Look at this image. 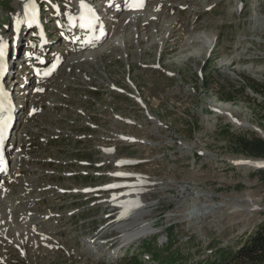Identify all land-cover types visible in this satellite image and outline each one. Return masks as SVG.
<instances>
[{"label": "rangeland", "instance_id": "1", "mask_svg": "<svg viewBox=\"0 0 264 264\" xmlns=\"http://www.w3.org/2000/svg\"><path fill=\"white\" fill-rule=\"evenodd\" d=\"M67 1L69 3V0L65 2ZM165 1L167 0H150L149 8L153 2H159L164 11ZM259 1L260 7L252 8L250 2L254 5L256 3L249 0V5L245 7L247 15L243 18H239L235 10L239 0H226L221 8L219 3L215 5L211 10L213 15L211 26L208 29L200 28L199 33H190L192 36L195 34L194 37L200 35L201 40L199 37L195 40L191 36L187 43L181 40L183 35L180 30L181 20L178 16H175V19L172 18L174 15L166 13L164 21L168 19L171 26L160 21L157 26L153 24L155 30L157 27L161 30H157L154 35L149 32L148 42L145 39L147 32L141 35V39H145L146 43L140 49L143 52L149 49L147 54L137 49L135 44L137 35L131 34L132 40L127 42V46L124 47L123 44L112 54L102 56V52H99L89 58L82 57L84 61L76 62L73 54L67 55L69 63L52 85L64 86L69 82L64 92L72 97L71 107L61 108L60 112L52 111L45 121L37 118L40 116L37 113L34 114L36 117L22 123L21 136L18 140L24 136L27 138L29 132L37 130V127H46L45 130L49 133L59 125L57 128L61 130L60 137L55 139L45 153L61 161L58 165L63 166L57 167L61 174L69 170L81 171L85 166L74 163L77 158L99 161L101 153L96 150V146L105 144V140L101 139L103 135L112 138L116 131H125L144 140L130 146L123 145L118 155L151 161L132 168L156 175L158 179L153 195L144 197L146 202H149L145 208L148 215L151 213L148 218L155 221L160 229L173 224L172 231L167 233L163 231L158 240L154 237L141 244L138 242L130 249L131 252L135 250V253L146 257L154 254L153 260H147V264H158L157 255L160 254L166 264H229L220 262L219 254L230 257L229 252L236 251L246 238V234L251 233L264 218V174L253 167L236 165L237 161H247L249 157L234 152V146L230 144L238 136L249 137L248 133L251 131L262 135L261 131L264 130V121L260 120L262 112L260 103L264 102V94L250 87L251 81L260 86L264 84V0ZM212 2L216 3V0ZM21 5L20 2L16 4L15 0H0V28L7 35L12 31L10 25L16 22L15 16L20 12ZM138 17H144L143 12ZM110 21L114 25L120 22ZM145 21H141L140 31L147 30L148 27L144 26ZM8 22L11 24H7ZM220 24L226 26L225 31H220ZM135 25L138 27V24ZM168 28V41H176L175 50L163 54L160 63L176 72V76L170 78L162 71L145 69L138 64L132 69L130 63H127L131 58L149 66L159 64L158 41L167 40ZM223 33L226 39L219 38ZM52 34L57 35L56 32ZM126 34L127 31H118L113 35V39L123 41ZM201 35L207 37L203 38ZM216 36L219 38L217 41ZM208 39H213L211 46L204 43ZM214 45L215 48L210 53ZM60 49L65 50L63 47ZM81 52L82 50H77L75 54L79 55ZM71 65H74V70L70 72ZM24 66L27 64L24 63ZM129 70L132 71L133 79L139 85V92L147 101L156 120L148 118L145 110L127 94L123 95L111 91L109 87L105 88L109 83L125 88L131 86V83L125 80ZM26 71L27 77H30L32 74L28 69ZM87 78L92 80H86ZM30 79L35 81L32 77ZM76 81L86 84L90 89L92 85H102L101 93L77 89L72 86ZM85 93L89 95L90 100L84 99ZM33 97L39 98L40 92L29 93L25 100L24 97L20 98V105L26 109L24 114L33 106L31 104ZM58 99L66 102L70 98L59 95ZM92 100H95V103H92ZM81 107L84 108L85 115L89 116L77 112ZM217 109L222 112H217ZM62 114L68 119L59 123L56 118ZM121 115L135 119L137 124H126L118 119ZM87 121H93L98 128L90 129ZM82 133H87L88 137L79 139ZM90 134L94 135L93 138H89ZM35 140L30 139L31 147ZM78 149H82V152H78ZM40 159L42 160L38 164L40 177H37L38 174L32 176L33 180L54 183L56 181L65 187L110 181L112 178L97 177L93 172L116 169L109 158H105L106 166L102 168L90 166L91 175L96 176L95 179L90 180L91 175L68 178L48 174L47 171L55 167L46 161L49 159L47 156L44 158L41 156ZM259 161L263 160L252 158V162ZM43 201L60 207L57 209L58 213H66L69 209L77 208L84 201V196L56 195L51 200ZM99 207L101 208L98 214L93 209H88L60 219L58 226L60 233L55 235L58 238L56 244L51 241L44 248L35 246L30 248L26 245V252L19 250L22 253L20 254L14 245L6 244L7 240L3 241L0 243V250L2 254H6L5 256L0 254V264H3V259L8 260L10 252L15 264H105L102 259L110 258H104L103 254L110 252L109 245L104 246L99 253H94L93 250L96 249L90 248L85 241V237L104 221L103 213L108 208L105 204ZM39 214H42V209L39 210ZM116 223L108 225V230L112 232ZM54 226L55 223L49 224L51 230ZM119 230H124L121 225ZM155 232L156 229L153 227L152 231L143 237ZM98 233L99 230L92 235ZM111 234L119 232L116 230ZM52 239L55 240L54 235ZM125 242L130 243V240ZM4 248L8 251L5 252Z\"/></svg>", "mask_w": 264, "mask_h": 264}, {"label": "bare ground", "instance_id": "2", "mask_svg": "<svg viewBox=\"0 0 264 264\" xmlns=\"http://www.w3.org/2000/svg\"><path fill=\"white\" fill-rule=\"evenodd\" d=\"M19 0H15V2H16V4H17V2H18ZM27 1V0H26ZM148 2L150 1V0H147ZM79 4H80V6H81V10H83V9H87L88 8V6H90L91 5V0H87V1H85V2H82V1H80L79 2ZM47 5V7H48V9L50 10V12L52 13V14H54V11H53V9L51 8V6L49 5V4H46ZM112 6V8H113V10L115 11L113 14H112V16L110 17L109 16V19L110 20H114V21H119L120 20V22L118 23V25H123V24H125L126 22H128L130 19L131 20H133L134 22L137 20L138 21V23L139 22H141V21H143V20H148V21H150V23L151 24H154V25H159L160 23H159V21L160 22H165L166 23V25L167 26H171V23L170 22H168L169 20L168 19H166L165 21H164V17L166 16V13H163V9H162V4H160L159 2H153V5L149 8V6L147 7V9L149 10V11H151V12H155V14H152L151 13V15H154V18H149V15H144V17H142V18H139L138 16L141 14V12L142 11H136V12H128L127 14H124V13H122L121 11H120V9H121V7H123V4H121L119 7H117V8H115L114 7V5L112 4L111 5ZM158 10V12H157V10ZM162 10V11H161ZM145 11V10H144ZM159 11H161V12H159ZM157 12V13H156ZM122 13V14H121ZM121 14V15H120ZM21 15V13L19 12L18 14H16V16H15V18H16V20H17V28L19 29V27L22 25V23H21V21H19L18 19H19V17H21L20 16ZM119 16H121V18L119 19ZM175 16H177V15H174V16H172V18H175ZM23 19V18H22ZM176 19V18H175ZM24 20V19H23ZM51 20V19H50ZM49 20V21H50ZM177 23H178V19H177ZM137 26V25H136ZM167 28V27H166ZM170 28V27H169ZM169 28H168V33H167V40H168V35H169ZM157 30H159L160 29V27H157L156 28ZM161 30V29H160ZM170 31H174L173 29H170ZM203 34V33H202ZM185 36V37H184ZM189 36H191V38H193L194 36H195V34H194V36H192V35H190V33L189 34H186V33H183V35H182V39L181 40H184L186 43H187V40L190 38ZM200 35H197L196 37H194V39L196 40L198 37H199ZM201 36H203V35H201ZM154 37V36H153ZM176 37L178 38V35H176ZM205 36H203V38H204ZM207 37V36H206ZM205 37V38H206ZM156 38V37H155ZM200 38V37H199ZM117 40V39H116ZM156 40V39H155ZM200 40H201V38H200ZM203 40V39H202ZM205 40V39H204ZM207 46H211L212 44H213V39H208L206 42H204ZM109 45L110 46H118V44L115 42V41H113V42H110L109 43ZM77 50H82L80 47L78 48V49H74L73 51H77ZM208 50V49H207ZM99 52H102L101 51V49H98V50H89V51H83L82 50V52L79 54V55H77V54H75V55H77V59H79V58H89V57H91V56H95V54H98ZM64 60V59H63ZM36 95V94H35ZM32 104V103H31ZM222 106V105H221ZM217 107V106H216ZM218 108V107H217ZM215 109V108H214ZM229 109V108H228ZM225 110H226V112H227V108H225ZM216 111V110H215ZM217 112H222V110H220V109H217ZM37 114V113H36ZM238 124H240L239 122H237ZM260 130H262V129H260ZM262 133H264V130H262L261 131ZM244 160V159H243ZM247 161H245L244 160V162H245V165L244 166H247V167H250V166H252L253 164L252 163H255V162H252V158H248V159H246ZM258 160H263V159H258ZM238 162H240V161H237L236 162V165H240V163H238ZM260 162V161H259ZM132 189V188H131ZM130 192H132L131 190H129ZM185 192H187V191H185ZM10 206V205H9ZM2 211H9L8 210V208H7V204L6 205H4V206H0V214H1V212ZM135 208L134 209H132L131 210V213L130 212H128V213H130L131 215H133L134 217H135V219H134V221H132V222H130L129 224H128V226L129 225H132L129 229H127V228H124V226L125 225H122L121 224V227H122V229H124V230H121V231H123V238H124V240L125 241H129L130 240V242H132L131 240H133L134 238L136 239V238H138V237H140V236H144V235H148V232H151L152 231V229H153V226H151V224L150 223H148L147 222V220H145V215H142L141 213L140 214H135ZM144 214H146L145 212H144ZM2 216H0V223L2 222ZM6 234V233H5Z\"/></svg>", "mask_w": 264, "mask_h": 264}, {"label": "trees", "instance_id": "3", "mask_svg": "<svg viewBox=\"0 0 264 264\" xmlns=\"http://www.w3.org/2000/svg\"><path fill=\"white\" fill-rule=\"evenodd\" d=\"M250 87L257 92L264 94V84L261 86L256 85L251 81ZM261 106V121H264V102L260 103ZM264 125V122H263ZM249 137L238 136L230 144L234 146V152L244 154L249 158L264 159V138L256 132L251 131L248 133ZM259 172L264 174V169H258ZM230 257L223 255L220 257V262L229 264H264V218L255 227V229L246 234V238L236 251L229 252Z\"/></svg>", "mask_w": 264, "mask_h": 264}, {"label": "snow or ice", "instance_id": "4", "mask_svg": "<svg viewBox=\"0 0 264 264\" xmlns=\"http://www.w3.org/2000/svg\"><path fill=\"white\" fill-rule=\"evenodd\" d=\"M143 6V4H142V0H141V2H139V3H135V4H133V7H142ZM88 24H89V26L91 25V21L89 20L88 21ZM2 141H3V131H2V129H0V143H2ZM115 175H128L127 173H116ZM112 187H116V185H113Z\"/></svg>", "mask_w": 264, "mask_h": 264}, {"label": "water", "instance_id": "5", "mask_svg": "<svg viewBox=\"0 0 264 264\" xmlns=\"http://www.w3.org/2000/svg\"><path fill=\"white\" fill-rule=\"evenodd\" d=\"M262 137L264 138V133H262ZM252 164H253L252 167H254L256 169H264V159L261 162H255V163H252ZM242 165H245L244 161H243Z\"/></svg>", "mask_w": 264, "mask_h": 264}]
</instances>
